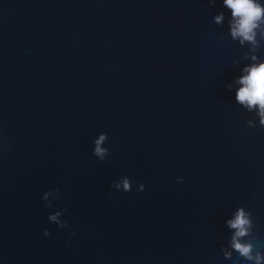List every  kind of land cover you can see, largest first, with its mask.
Masks as SVG:
<instances>
[{"label":"water","instance_id":"1","mask_svg":"<svg viewBox=\"0 0 264 264\" xmlns=\"http://www.w3.org/2000/svg\"><path fill=\"white\" fill-rule=\"evenodd\" d=\"M229 13L0 0V264H255L226 221L243 206L264 253V126L235 100L264 39H233Z\"/></svg>","mask_w":264,"mask_h":264},{"label":"clouds","instance_id":"2","mask_svg":"<svg viewBox=\"0 0 264 264\" xmlns=\"http://www.w3.org/2000/svg\"><path fill=\"white\" fill-rule=\"evenodd\" d=\"M214 3V0H209ZM225 8L230 10L229 13V34L233 39L239 40L241 44L246 41L255 49L260 39H264V0H222ZM223 11L214 15L216 23L224 20ZM251 63L245 64L241 69V74L235 77V83L239 86L235 89V100L244 106L248 111H255L259 118V124L264 126V59L259 58L255 52L249 57ZM231 89L232 85L229 84ZM251 126L253 121H247ZM105 138L102 134L95 141L94 152L103 156L106 149L100 147V142ZM183 177H177L182 180ZM123 190L130 191V184L127 178H122ZM119 188V184H115ZM144 189V184H140V190ZM47 192L44 194L47 197ZM59 213L50 215L51 220H56ZM230 228L235 229L232 234L230 245L241 257L248 261H254L255 264H261L264 261V253L255 250V245L250 239H241L251 232L252 219L251 214L243 207L238 206L232 217L226 221ZM63 226V225H61ZM45 236L49 235L48 229H44ZM225 256H230L231 252L225 251Z\"/></svg>","mask_w":264,"mask_h":264}]
</instances>
